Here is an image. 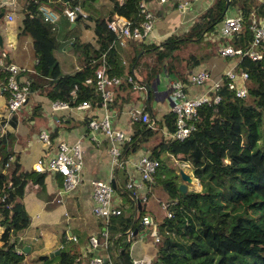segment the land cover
Returning <instances> with one entry per match:
<instances>
[{
    "label": "crops",
    "instance_id": "obj_1",
    "mask_svg": "<svg viewBox=\"0 0 264 264\" xmlns=\"http://www.w3.org/2000/svg\"><path fill=\"white\" fill-rule=\"evenodd\" d=\"M32 1L0 0V14L3 10V16L0 18L2 41L0 58L1 52L7 49L9 43L12 44L8 49L10 59L8 62L25 69L19 78H27L31 82L26 103L7 119L6 104L9 93L6 88V77L0 69V156L11 152L19 163L17 174H24V177L15 178L13 182L21 196L18 202L22 203L29 218L25 229L13 236L11 242L17 253L24 254L21 264H44L40 256L51 258L63 248L75 256L74 264H88L90 258L96 255L118 258L115 249L111 247L101 246L97 251L86 252L89 247L88 239L91 236L100 238L99 234L104 227V222L92 213L93 182H114V207L120 211L124 207L128 209L133 200L129 192L124 190L125 184L129 180H139L136 163L141 156H150L153 148L158 145H162L160 150H163V142L168 139L169 133L166 120L172 115L171 106L174 103L169 95L168 86L172 80H176V76L168 73L166 65L149 82H145L144 65L155 60V54L147 52L146 47L152 44L159 45L169 37H177L181 42L174 52L178 56V59L172 62L175 70L186 76L190 72L206 70L213 80H220L225 69L235 60H226L218 56L217 49L223 40L216 38L218 35L216 28L217 35H214L215 30L204 32L200 41L186 38L189 27L208 8L207 5L209 2L212 3V0H146L155 19L151 34L133 47L117 48L119 61L124 69L132 58L135 57L137 60L140 58L136 74L142 80L144 89L133 91L129 88H116L108 107V114L113 130L134 137L144 123L133 120L130 113L141 110L148 113L151 120L148 126L155 132L146 135L143 141L142 138L134 140L135 145L139 141L138 146L131 147L130 144L124 149L128 143L120 145L121 156L119 161L114 163L108 152L107 137L100 132H95L94 136H91L87 127L89 117H102L103 109L94 104L91 109L82 112L77 110L66 112L64 109L52 111L46 96L51 81L83 68L85 58L89 56L84 46L97 47L93 20L108 17L112 4L107 0H79L84 18L88 16L87 20L78 17L71 23L62 17L56 26L51 25V30L42 34L34 29L22 32V22ZM41 3L56 11L69 6V0H47ZM256 3H260V0H256ZM33 4L36 9V1ZM175 11L179 14L177 23ZM37 50L40 53H37ZM189 57L200 61L196 66L190 67L186 61ZM202 90V87L187 86L190 95L200 94ZM42 131L48 132L51 136L48 150L41 141L39 142L38 136ZM77 140L81 141L83 157L79 183L73 191L59 194L63 178L54 173H35L32 166L46 153L45 150L53 153L58 143L71 145ZM160 155L162 161L160 173L166 169L165 171L169 173L174 171L179 175L181 170L191 176L192 183L196 180L187 163L167 156L164 151L160 152ZM163 177L160 175L153 178L149 185L148 200L143 203V216L153 220L157 231L160 223L152 217L153 203L149 201L153 197L162 207L164 200L167 199L161 187ZM177 183H184L180 176ZM192 183H186L187 191L190 188L189 184ZM150 230L151 227L139 224L135 234L137 236L129 247L128 259H143L149 263L155 259L157 242L150 235ZM145 232L149 237H146ZM71 237L76 240H71Z\"/></svg>",
    "mask_w": 264,
    "mask_h": 264
},
{
    "label": "trees",
    "instance_id": "obj_2",
    "mask_svg": "<svg viewBox=\"0 0 264 264\" xmlns=\"http://www.w3.org/2000/svg\"><path fill=\"white\" fill-rule=\"evenodd\" d=\"M35 1L38 4L47 0H33L30 3L22 22V32L34 29L44 34L52 26L35 15ZM107 1L112 4L108 17L118 15L135 19L137 0ZM68 5L80 6V1L69 0ZM225 7V0H213L189 27L186 38L200 41L204 32L214 31L225 16ZM229 7L241 14L243 19V31L230 43L245 48L252 41L248 28L250 17L253 14L263 17L264 1L230 0ZM62 10L57 9L58 12ZM87 17L79 18L87 20ZM93 27L97 47L85 45V52L89 56L85 58L83 68L51 81L46 93L49 106L55 101L64 102L68 106L64 109L66 112H75L76 106L82 101L94 106L99 99L91 94L85 79L93 76V61L104 52L111 76L124 81L132 76L134 83L144 89L142 80L136 74L140 58H132L124 69L117 48L110 47L114 34L107 29L105 20L94 19ZM180 42L177 37H169L159 45L146 47L147 52L155 54V60L144 65L145 82H149L166 65L169 74H174L185 87L190 85L187 76L172 65L178 59L174 52ZM37 53L40 51L37 50ZM186 61L190 67H194L200 60L189 57ZM240 67L248 72L246 97L235 98L223 86L219 104L199 109L195 119L196 129L187 139L177 141L167 137L163 142V150H160L162 145H158L150 154L151 158L159 162L153 178L164 176L161 187L166 192L169 202L167 209L173 217L169 219L165 215L160 221L157 255L149 264H264V56L257 62L245 58ZM119 87L132 89V84L123 82ZM166 121L169 132H172L173 116ZM153 132L148 125H142V129L137 131L124 149L130 144L131 147L138 146L139 141L135 145L134 140L142 138L143 141L146 135ZM41 143L48 150L51 136L49 144ZM47 150L39 159L52 154ZM163 151L167 156L190 166L193 177L201 185L200 191L182 193L178 188L177 173L165 170L160 173V152ZM11 154L7 152L0 156V264L22 263L24 254L16 252L11 239L22 232L29 222L22 203L18 202L21 196L13 182L15 178L24 177V174H17L19 163ZM130 204L128 209L121 208L118 216L111 217L108 224L107 247L115 249L114 252L118 254V258H113L114 261L120 260L123 264H131L128 259L129 247L137 236L133 233L144 217L143 203L138 217L136 203L132 201ZM128 230L132 232L130 238ZM74 259L75 256L65 248L51 258L40 256L44 264H74Z\"/></svg>",
    "mask_w": 264,
    "mask_h": 264
},
{
    "label": "built area",
    "instance_id": "obj_3",
    "mask_svg": "<svg viewBox=\"0 0 264 264\" xmlns=\"http://www.w3.org/2000/svg\"><path fill=\"white\" fill-rule=\"evenodd\" d=\"M163 1V0H161ZM138 11L135 19H129L118 15L106 17L105 25L107 29L114 34V40L110 47L125 48L133 47L136 43H141L149 37L154 25L155 19L153 13L148 8L146 0H137ZM36 15L47 24L56 26L58 21L64 17L69 22L74 23L78 17H84V13L79 5L67 6L62 11L58 12L45 4L38 3L36 7ZM11 17H9V20ZM252 41L245 48L235 47L230 41L243 31V19L237 11L228 9L214 35L216 38L223 40L217 49V54L223 59L235 60L223 72L220 80H213L206 70L190 72L187 75V80L190 86L202 87L200 94L190 95L187 92V87L178 79L172 80L168 86L169 95L174 100L171 106V113L174 118V129L169 132L170 140L183 141L187 139L196 129L195 119L198 111L203 106H215L221 101L220 90L223 86L238 99L248 95L247 81L248 72L240 67L243 59H249L253 62L260 61L264 56V17H259L256 14L251 15L249 26ZM12 44L7 45V49L1 52L0 69L6 77V88L9 96L6 104V118L9 119L16 113L27 101L30 93L31 82L29 79H20V74L25 72V69L18 67L13 63H9V50ZM7 61V63H5ZM95 66L93 76L85 79V84L89 87L91 94L99 100L96 105L104 110V115L100 118L94 116L89 117L87 127L89 134L94 136L95 132L104 134L108 139V152L112 161H119L121 156V146L132 141V136L125 132L113 130L108 114L109 104L114 97V90L123 82L131 83L132 90L137 91L142 89L133 81L132 76H128L126 81L119 77L111 76L108 73L106 60V52L102 53L97 60L93 61ZM68 106L64 102L55 101L51 103L52 111L66 109ZM92 106L88 101H82L76 106L77 111H86ZM131 118L135 121L149 125L151 123L148 113L141 110H135L130 113ZM39 141L49 144V133L42 131L39 136ZM93 138V137H92ZM83 166V157L81 152V141L77 140L74 144L68 145L60 142L56 151L47 155L44 158L37 160L33 165V170L36 173H54L59 174L62 178V187L59 189V194H66L73 191L79 183V174ZM159 167V162L155 158L143 155L136 163V170L139 173V180H129L125 184V190L129 192L131 199L137 203H146L149 196V185L153 180V176ZM114 189L111 183L107 181H95L92 188V213L104 222L103 230L100 232V238L91 236L88 239V249L86 252L92 253L97 251L101 246L107 247L108 241V222L111 217L118 216L121 211L113 205ZM168 205L163 203L162 208L165 211L166 218H172L173 215L167 209ZM138 212V210H136ZM140 225L143 227H151L150 235L154 237L155 242L159 241V233L157 226L153 220L148 217H142ZM132 232L128 230V238ZM71 240L76 239L71 237ZM131 264H149L143 259L131 258ZM88 264H123L115 262L111 256H93Z\"/></svg>",
    "mask_w": 264,
    "mask_h": 264
},
{
    "label": "rangeland",
    "instance_id": "obj_4",
    "mask_svg": "<svg viewBox=\"0 0 264 264\" xmlns=\"http://www.w3.org/2000/svg\"><path fill=\"white\" fill-rule=\"evenodd\" d=\"M212 2H213V0H212ZM212 3H210L209 2V4L207 5V7H209L210 5H211ZM175 20H176V22L175 23H177L179 20V14H177V11H175ZM216 27H218V25L216 26ZM5 63H7V61H5ZM166 170V169H165ZM167 172V171H166ZM232 183H235V182H232ZM189 186H190V188H189V190L188 191H191V192H193V191H200L201 190V185H200V183H199V181L196 179V180H194V182L192 183V184H189ZM165 194H166V192L165 191H163ZM165 198H166V196H165ZM149 202H151V203H153V209H151V215H152V217L157 221V222H159L160 223V221L162 220V218H164V216H165V211H164V209L162 208V207H160V205H158L157 204V202L155 201V198H151V200L149 201ZM163 203H165V204H168L169 202L167 201V199L166 200H164V202ZM148 229V228H147ZM145 234H146V237H149L148 235H147V232H145ZM149 234V233H148ZM145 236V235H144ZM157 247H158V244H157Z\"/></svg>",
    "mask_w": 264,
    "mask_h": 264
},
{
    "label": "water",
    "instance_id": "obj_5",
    "mask_svg": "<svg viewBox=\"0 0 264 264\" xmlns=\"http://www.w3.org/2000/svg\"><path fill=\"white\" fill-rule=\"evenodd\" d=\"M229 1L230 0H225V4H226V7H225V12L228 10V8L230 9V7H229ZM3 16V10H2V12H1V14H0V18ZM0 45H2V41H1V37H0ZM179 176H180V178L182 179V181L184 182V183H181V184H179V186H178V188H179V190L182 192V193H186V192H188L187 191V186H186V183H192V178H191V176L190 175H188V174H186L185 172H183V171H179ZM111 185H112V187H113V189H115V184H114V182H111ZM137 207H138V209L140 210V208H141V203L140 202H137ZM139 216V212H137V217ZM136 230L134 231V233H133V235H135L136 234ZM119 262L121 263V261L119 260Z\"/></svg>",
    "mask_w": 264,
    "mask_h": 264
}]
</instances>
